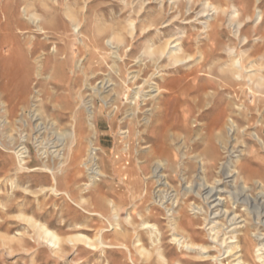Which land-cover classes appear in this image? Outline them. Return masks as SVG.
<instances>
[{
    "label": "rangeland",
    "instance_id": "1",
    "mask_svg": "<svg viewBox=\"0 0 264 264\" xmlns=\"http://www.w3.org/2000/svg\"><path fill=\"white\" fill-rule=\"evenodd\" d=\"M69 1L70 6L81 13L82 35L76 34V28L71 25L68 31L62 30L65 41L39 35L40 44L32 57L29 54L32 46L28 41L38 33L37 30L33 28L25 34L17 30V25L26 21L21 14L25 0L16 11L19 19L0 34L3 52L20 50L17 63L6 53L0 56V264H144L138 253L134 252L132 261L125 249L112 246L105 254L84 245L68 246L64 254L56 255L47 244L37 241L34 230L20 217L29 215L63 236L83 232L94 237L104 231L108 235L106 242L116 244L119 242L112 231L113 220L107 203L111 200L121 207V222L125 228L129 227L130 236L135 230L126 221L129 213L138 222L135 223L137 228L141 224V214L148 216L146 207L155 208V216H148V221L158 224L161 230L159 247L169 264L178 261L183 264H235L232 262L235 251L225 252L230 245H235L237 235L243 239L245 259L252 264H262L256 253L260 243L264 244V187L257 181L261 177L264 179V148L253 134L258 133L264 138L263 91L245 72L244 79H238L235 86L228 85L230 92L223 93L218 68L212 74L209 66L198 67L192 63L168 67L159 74L157 68L169 63L156 65L145 54L147 44L157 47L177 35H185L188 49L194 50L202 27L198 24L194 27L184 18L206 21L203 15L211 18L214 11L205 13V0ZM211 1L222 5V10L214 17L222 16L223 26L210 44L216 49L218 43H222V47H217L222 58L220 64L229 59L226 52L229 45L249 52L256 45L262 46L264 0ZM86 2L90 8L83 12ZM234 4L243 14L233 22ZM139 6H143L144 11L138 15L134 10ZM8 8L12 14L13 3ZM64 9L62 6V13ZM223 9L227 11L224 13ZM259 13L263 21L257 20ZM249 16L252 19L249 20ZM131 19L137 21L139 28L134 40L124 30ZM52 25V29H56L57 24ZM146 25L152 26L150 34L143 31ZM245 26L247 40L243 36L239 42L235 32L238 27L243 29ZM113 32L124 35L123 45L108 43ZM44 52L50 58L44 70L39 71L37 59ZM21 55L22 58L25 55L26 60L20 58ZM95 60L97 64L93 66ZM93 69L96 70L94 75L91 74ZM155 82L160 84L161 90H154V95L163 97L160 111L150 97L147 99L152 102L143 95L138 98L135 95L140 89L146 94L151 86L155 87ZM23 91L27 92L28 101L21 103L18 95ZM10 94H13L11 100L6 98ZM214 95L217 108L230 104L227 113L233 115L239 125L236 140H231L225 130L226 137L216 135L210 144L206 133L208 126L213 125L214 111L207 114L204 112L207 108L203 107ZM7 99L15 108L8 117L4 105ZM240 106L248 109L247 117L240 115ZM78 110L85 117H88V111L94 112L97 130L96 135H87L79 166L69 160L71 145L68 146L61 136L71 131V118ZM201 113L209 115L208 118H202ZM159 119L146 133L149 124L145 125V122L154 123ZM222 127L221 124L218 129ZM218 129L215 133L220 131ZM91 139L98 167L104 174L96 185H92L87 166ZM150 145L161 148L159 155H150ZM212 148L217 152L215 168H210L211 162L203 168L202 155ZM21 149V153L26 152L22 156L27 161L25 169L21 168L22 158L17 154ZM59 152L61 159L56 156ZM61 161L66 162L64 168L60 166ZM240 165L247 177L252 178L247 184L243 183ZM45 166L51 170H46ZM157 167L168 185L156 184L157 179L152 176ZM52 171L56 172V177ZM218 180H221L220 184L215 185ZM52 188L59 192L49 191ZM82 197L86 201L83 202ZM167 205L174 210L184 206L183 223L189 235L196 243L209 248L210 257L180 249L172 241ZM98 213L108 217L102 218ZM141 233L146 247L155 251L149 236ZM223 240L227 243L223 244ZM148 264H158L156 256Z\"/></svg>",
    "mask_w": 264,
    "mask_h": 264
},
{
    "label": "bare ground",
    "instance_id": "2",
    "mask_svg": "<svg viewBox=\"0 0 264 264\" xmlns=\"http://www.w3.org/2000/svg\"><path fill=\"white\" fill-rule=\"evenodd\" d=\"M21 1L22 0H4L1 2V4H0V34L5 32L4 31L5 29L11 27V24H13L14 20L19 19L16 16V11L19 9ZM12 3L14 5V8H13L12 14H10L9 11H7V8H8V5H11ZM69 3H70L69 0H25L24 8L23 9L21 8L22 9L21 14L24 15L23 18L26 21H22L20 23V25H17V30H18V33H20V34L28 33V32H30V30H33V28H35L37 30V32H38L36 34L37 36L33 35V39L32 40L29 39V41H28L29 43L31 42L30 45L32 46V48L30 49L29 54L32 55V57L37 50L36 46L40 44V41L38 40L39 35H45L47 39H49L50 36L53 38L58 37L59 40L63 39V41H65L64 40V37H65L64 32L68 31V27H70V25L74 26L77 29V31H76V29H74L76 34H80V27H81V23H82L81 19H80V15H79L80 12L77 11L76 9H74V7L72 8ZM218 5H216L211 0H205V2H204V6L206 9L205 13H209V12L214 11L211 18L209 17L210 15H206V14L203 15L204 16L203 18H205L206 21H201L200 18H197L195 20L194 19L192 20L189 18L188 19L184 18V20L190 21L188 24H191L192 26L194 24V27H196L198 24L202 27L201 33L198 36L196 48L194 50L188 49V42L185 38V35L184 36H178L177 35L175 37L167 39L166 41H164L163 43H161L157 47H154L151 44H149V45L147 44L145 54L149 55L153 59L154 63H156V65L158 63H159V65L163 64L165 62L169 63L167 66L163 65L164 67H160V66L158 67L157 66L158 67L157 70H158L159 74L164 73V71L167 70L168 67H172V66L173 67H180L182 65H186V64H190V63H192V65H196L198 67H202V66L208 67L209 66L210 72L212 74L214 72H216L215 68L216 69L218 68V70L221 73V77H220L221 85H220V87L222 88L223 93H229L230 88L228 85H233V86L237 85L238 79H240V78L244 79L245 76L243 74H245V72H246L249 80L254 82V84H256L257 87L260 90H262L264 93V42H263L262 46L261 45L260 46L259 45L254 46L253 47L254 50L252 52L251 51L250 52L249 51H241L240 50L241 47L239 49L238 47H235V46L231 47L232 45L230 46L228 44L229 46L227 47L226 52H227V59H228V57H229V59L222 64H220L222 58H221L220 54L217 53L219 50V48H217V47L219 45H221V47H222V43L217 42L219 45L216 47V49L213 46H210V44L214 40L216 33H219L220 28H222V26H223L222 16L214 17V14H216L220 10H222V5L221 6H218ZM62 6L65 7L63 13L61 12ZM9 8H8V10H9ZM89 8L90 7H89L88 3L86 2L85 6L82 7V11L87 12L89 10ZM257 8H259V7H257ZM178 10H179V8H178ZM134 11L138 15L142 14L141 12L144 11V7L142 6L138 9H135ZM223 11L225 13V11H227V10L223 9ZM180 12L181 11H179V15H182V13L180 14ZM242 14H243V12H241V9L236 4H234L233 8H232V21L234 22L236 19H239ZM248 19L250 20L252 18L249 16ZM257 20L263 21L262 14H260V13L258 14ZM19 21H16V22H19ZM54 23L57 24L56 29H52V27H53L52 24H54ZM237 24L239 25L240 23H237ZM240 26H241V24L239 25V27ZM151 27H152L151 25L150 26L146 25L143 28V31L148 32V34H150L151 29H152ZM239 27H238L237 31L235 32V36L237 39H239V42H240V40L243 39L242 37L245 36V31H246L247 26L243 27V29H240ZM62 30L64 32H62ZM124 30L126 31V34L129 35L130 39H132V40L136 39L137 34L139 32L137 21L133 20V19L129 20L127 22V25L124 27ZM33 32H35V31H33ZM80 35H82V33ZM111 36L112 37H111L110 41L108 42L110 45H113L112 42L118 43L119 45L124 44L125 37L123 34L113 32V34ZM244 39L247 40V37L245 36ZM245 43H247V42H245ZM242 45H243V43H242ZM46 46H47V44L45 43V47ZM116 47H118V46H116ZM243 47H245V45H243ZM119 48H121V47L119 46ZM55 49L57 50V47H55ZM19 51L16 50L15 52H11L8 50L6 52H3L1 50V45H0V56L3 55L4 53H6V56L8 55L7 57L13 58L16 63L19 61L18 60V58L20 56ZM1 53H3V54H1ZM221 54H222V52H221ZM4 56H5V54H4ZM24 56H23V58H24ZM20 58H22V55ZM49 58L50 57L48 54H46V52H44V54H42L38 57L37 62L40 65L39 71L44 70L45 64L49 60ZM23 60H26V59L24 58ZM218 63H219V65H218ZM21 64H23V63H21ZM96 64H97V61L96 60L93 61V66ZM23 65H25V64H23ZM79 65H80L79 69H81L82 68L81 63ZM193 69H195V67ZM86 70H87V66L85 65L84 71L82 70L84 72V74L86 73ZM88 70H91V69L88 68ZM95 71L96 70L93 69L91 74L94 75ZM217 75H218V73H217ZM10 80H12V79H10ZM105 85L106 84H104L103 87ZM149 89H151L149 92H147L149 94H147V93L144 94L143 91L140 89V90H138L137 93H135V95L137 98L140 97L141 95H143V97H145V99H147V97L148 98L150 97V99H153L155 101V105H157L156 108L158 109V111H160L161 110L160 109L161 105L159 106L160 99H162L163 97L161 98V94L154 95V92H155L154 90H156L157 92H160V90H161L160 84L155 82V87L151 86V88H149ZM251 89H252V87H251ZM4 91H2V92H4ZM2 95H4V94H2ZM11 96L13 97V94L12 95L11 94L6 95V98L11 100L10 99ZM222 96H224V95H222ZM208 97H210L209 94H208ZM216 99L217 98H215V95H214L213 100H211V101L208 100L207 104L206 105L204 104L205 106L203 107V108H207L206 111H204L207 114L210 113L211 111L212 112L214 111V113H213L214 116L212 119L213 125L208 126L207 133H206L210 139V144H213V139H216L215 138L216 135L218 138H224V136L226 137L225 130H227L228 137L231 140L232 139L236 140V138H234V137L236 136L235 134L238 132V126L239 125H238L237 120L233 118V115H228V113H227L229 111L230 104L229 105L226 104L225 107L217 108L216 107V105H217ZM9 100H8V102L4 101L5 112H6L7 117L9 115H11L12 111H14V109H15L14 106H12V104H10ZM147 100H146V102L149 101V100L148 101ZM204 100H207V99H204ZM18 101L21 103L28 101V96H27L26 91H23L22 93H20L18 95ZM13 102H14V99H13ZM261 102L264 103V100H261ZM203 108H202V110H203ZM245 108H247V106H245ZM239 110H240V115H244V117H247V113H248L247 110L248 109L244 110V108L242 109L240 106ZM90 111H88V115H87L88 117H85V114L82 111H79V110L76 111L75 114L71 118V121H72L71 131L65 132L64 134L61 135L63 137L64 141L67 142V145L68 146H69V144L71 145L69 147L68 158L70 157L69 160H71L72 164H74V165L77 164L79 166L81 163L80 160L83 159L84 147H85V142L87 141L86 140L87 135L88 134L89 135H92V134L96 135L97 134L96 126L94 123V118H95L94 112H90ZM161 113H162V111H161ZM203 113H201L202 118H203V116L208 118L209 115L203 114ZM128 118H130V117H128ZM132 118H133V116H132ZM146 120H147V118H146ZM247 120H248V118H247ZM159 121H160V119L154 123H153V121H151V122L146 121L145 125L149 124V125H147L148 129L146 130V133H148L150 130H152L154 128L155 123L157 124ZM221 124L223 125L222 129H218L221 126ZM217 129L220 131L218 133H215ZM254 137L264 148V138H262L260 135H258V133L253 134V138ZM144 141H146L145 138H144ZM89 143L91 146H90V148L89 147L87 148V149H89L88 161H87L88 165L87 166H88V170L91 172L90 176H91L92 185H96L97 182L100 181V177L104 176V174L101 172L100 168L98 167L99 165L97 163L96 154H94V151L96 150L94 148V144H93L94 141L91 139V141ZM225 145H228V144L225 143ZM150 147H151V145H150ZM159 149H161V148H159L158 146L157 147H151L150 150H148V151H150L151 156H155V155L157 156L161 152ZM22 150L23 149L19 150L17 152V154L18 155L20 154L19 158H22V159H20L21 168L25 169L26 168L25 165L27 164V161H26V157H22V156L26 155V152L21 153ZM56 156H58V158L61 159L60 158L61 152H59L58 155H56ZM216 156H217V152L214 148H212L210 151L207 150V152L204 154V156L202 155V158L200 160L202 167L203 168L208 167V164L211 162L212 166H210V168L211 169L215 168L214 160H216ZM65 164H66V162H64V161L60 162V166L62 168H64ZM128 165H129V163L126 164V168ZM74 167H77V166H74ZM140 167H141V165H140ZM44 168L46 170L49 169L47 166H45ZM49 170H51V169H49ZM239 170H240V173L243 174V181H244L243 183L247 184L248 181L252 178L249 179L250 176L247 177L248 175H246L245 171L241 170V165L239 166ZM75 172H77V171H75ZM160 173H161L160 167H157L156 169L153 170V176L152 177L157 179L156 184H158V186L168 185V183L164 182V175H162ZM52 174H54V176L56 177V175H55L56 172L52 171ZM258 177H260V176H258ZM262 179L263 178L261 177V179H259L257 182L259 183V185L264 187V179L263 180ZM220 182H221V180H218L217 182H215V185L220 184ZM49 191H51L55 194H57L59 192L55 188L49 189ZM211 191H213V190H211ZM59 195H62V194H59ZM82 201L83 202L86 201L85 197H82ZM107 203L110 206V210H109L110 213L109 214H111L110 216H111V219L113 220V223L111 222V227L113 230L112 229L111 230L114 232L116 239L119 242L116 244L106 242V237L108 235L106 233L104 234V231H102V234H96L94 237L87 236L83 232L71 234L68 236H63L59 232H57V230H54V229L50 228L47 224L38 221V219L36 220L33 217H28L29 215L28 216H20V217H23V219L34 230L35 235L38 239L37 241L47 244L48 247L52 248L54 254H56V255L64 254V252L66 251V248L68 246H71L72 248H76L79 245H84V246L92 248L95 251H102L104 254L107 253L108 252L107 249L112 246V247H117L120 249L121 248L125 249L128 252V254L130 255V259L132 261L134 260V252H136L139 254V256L143 260L144 264H148L154 256H156V260H157L158 264H169V260L166 258L164 252L159 247V244L161 242V232H160L161 230L159 229L158 224H153V223L148 221V216L149 217L155 216V213H154L155 208H153L150 205L146 207L145 210L148 211V216L145 213H144L145 215L141 214L142 220L139 222V224L140 223L141 224L137 228L135 226V223L137 221L135 222L132 213H129L126 221L130 226L134 227L133 230H135L134 235L130 236L129 230H128L129 227H128V229L125 228V226L121 222V212H120L121 207L113 200H111ZM166 209H167L168 213H170V216L167 219H168V226L172 231V238H173L172 241L180 249L184 248L185 250L190 251V252L191 251L198 252L201 257H203L204 255H207V257H210V255L208 253L209 248L204 246V245L196 243L194 241L193 237L191 235H189V233H188V231H187V229L183 223V219H184L185 214H186L184 206L180 205L178 207V209L174 210L172 208V206L167 205ZM98 215L101 216L102 218L106 217V216H103L102 214H99V213H98ZM112 220H110V221H112ZM140 228L142 230H139ZM141 231L144 234H147L149 236L150 242L152 243V247L153 246L155 247V251H154V249H152L154 252L151 251L150 249H148L146 247V244L143 243L144 241L142 240ZM212 232H213V230H211V233ZM216 235H219V234L216 232ZM213 238L217 239V237H213ZM236 238L238 240L236 243H234L235 245H233V246L230 245L228 247V249H226L225 253H232L235 251V253L233 255L234 260L232 261L235 264H252L247 259H245L244 247L242 245L243 239L241 237H238V235ZM231 239H233V238H231ZM222 242H223V244L227 243L226 240H223ZM256 255H257V258L259 259V261L262 264H264V244L260 243V247L258 248ZM213 259L218 260V258H216V257H213ZM177 264H183V263L178 261ZM221 264H223V263L221 262Z\"/></svg>",
    "mask_w": 264,
    "mask_h": 264
}]
</instances>
